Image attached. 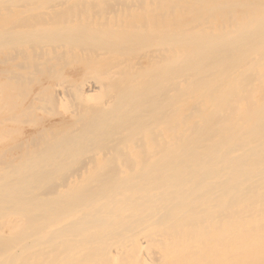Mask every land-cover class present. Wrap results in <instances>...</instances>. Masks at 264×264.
I'll return each instance as SVG.
<instances>
[{
	"label": "bare ground",
	"instance_id": "bare-ground-1",
	"mask_svg": "<svg viewBox=\"0 0 264 264\" xmlns=\"http://www.w3.org/2000/svg\"><path fill=\"white\" fill-rule=\"evenodd\" d=\"M0 264H264V0H0Z\"/></svg>",
	"mask_w": 264,
	"mask_h": 264
}]
</instances>
